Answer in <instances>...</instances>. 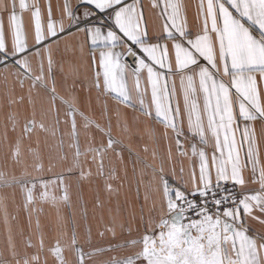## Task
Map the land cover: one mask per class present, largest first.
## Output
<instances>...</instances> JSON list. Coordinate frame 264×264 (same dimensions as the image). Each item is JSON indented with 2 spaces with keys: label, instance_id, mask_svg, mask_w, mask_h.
<instances>
[{
  "label": "snow or ice",
  "instance_id": "obj_1",
  "mask_svg": "<svg viewBox=\"0 0 264 264\" xmlns=\"http://www.w3.org/2000/svg\"><path fill=\"white\" fill-rule=\"evenodd\" d=\"M151 7L159 9V31L149 32L141 0H64L59 17L52 15L49 3L46 22L37 0H11L10 6L0 0V11L9 12L11 29L9 41L0 15V65L7 70L12 62L21 81L28 79L34 87H47L44 62L46 57L51 72L52 44L73 31L82 33L95 68L93 86L120 105L138 108L158 122L165 137L170 130L180 156L189 155L190 148L194 159L188 179L181 168L178 184H172L163 167L158 170L159 217L145 221L144 234L124 245L139 250L109 264H264V233L250 235L246 220L253 217L254 209L264 214V160L251 126L257 120L264 122V98L257 86V73L264 79V0H199V23L193 28L188 26L183 0H151ZM26 11L33 21L32 44L23 22ZM34 57L39 58V74L33 69ZM129 72L135 81L134 95L128 86ZM49 91L53 104L59 98L67 106L75 167L84 175L80 157L92 153L93 162L99 156L102 170L104 154L118 143L111 135L110 119L106 131L99 121L78 109L75 97H58L54 77ZM77 115L86 129L106 132L107 143L82 152ZM11 119L15 131V117ZM35 127L34 119L28 121L24 133ZM21 140L14 146L17 158ZM37 167L42 170L43 165ZM246 169L250 180L245 178ZM57 181L63 182V174L33 183L15 177L9 180L0 173V184L20 183L25 188L26 206L38 189H43L41 200L55 202L57 197L48 186ZM249 183L258 184V189H246ZM106 187L112 188L110 183ZM62 192L60 199L67 200L68 188ZM253 218L264 224L260 216ZM50 250L58 264H66L59 240ZM76 251L80 264H85L86 255L94 254L80 247ZM31 262L39 264V256H32ZM23 264H30L28 257Z\"/></svg>",
  "mask_w": 264,
  "mask_h": 264
},
{
  "label": "crops",
  "instance_id": "obj_2",
  "mask_svg": "<svg viewBox=\"0 0 264 264\" xmlns=\"http://www.w3.org/2000/svg\"><path fill=\"white\" fill-rule=\"evenodd\" d=\"M141 2L149 32L159 31V9L151 7V0ZM183 2L187 5L188 26L193 28L199 23L196 18L199 0ZM3 3L10 6L11 0H3ZM37 3L45 22L49 3L54 17H59L63 11L64 0H37ZM0 15L3 16L6 38L10 41L9 12L0 11ZM23 22L28 42L32 44L34 28L30 12L23 13ZM52 49L54 63L51 72H48L46 57L44 62L47 87L40 84L34 87L28 79L21 81L16 75V65L9 63L7 70L0 65V173L9 180L15 177L33 183H38L41 178L52 180L63 174L62 183L57 181L48 186V191L57 197L55 202L41 200L43 189H38L34 190L33 202L26 206V190L20 183L0 184V262L17 264L19 261L23 264L24 258L28 257L32 264V256L38 255L39 264H58L50 249L59 240L66 264H80L77 247L85 253H94L85 256V264H109L114 258L138 251V247H125V242L139 239L144 234V222L159 217L158 170L163 167L169 182L178 184L181 168L184 178L188 179L194 158L190 148L189 155H179L170 130L165 137L163 126L158 122L145 117L138 108L120 105L113 96L93 86L95 68L82 33L73 31L72 35L65 34L52 44ZM38 61V57L32 59L37 74ZM53 77L58 97H75L78 109L99 121L106 131L110 119L111 135L118 143L104 154L102 170L98 167L99 156L93 162L92 153L80 157L84 175H81L80 168L75 167L74 137L70 119L66 116L67 106L59 98L55 104L51 100L49 89ZM127 79L134 95L135 81L130 72ZM176 83L179 94L178 77ZM257 86L264 98V79L259 73ZM102 112L105 114L103 117ZM11 117H15V131H12ZM33 119L36 127L25 134V124ZM76 121L82 152H86L89 146L107 143L106 132L102 133L95 127L86 129L79 115ZM41 123L44 128L40 127ZM251 126L264 160V122L257 120ZM21 137L17 158L13 155L14 146ZM188 143L185 141L186 147ZM44 144H53L60 150L46 151ZM39 164L43 165L42 170L37 167ZM244 175L246 180L251 179L249 170L246 169ZM109 183L111 190L106 187ZM64 187L68 188L67 200L60 199ZM245 187L258 189L259 185L249 183ZM254 216L264 219V214L258 209L253 210ZM253 217H246L249 234L264 233V224ZM73 237L76 244H73ZM98 249L103 251H96Z\"/></svg>",
  "mask_w": 264,
  "mask_h": 264
},
{
  "label": "rangeland",
  "instance_id": "obj_3",
  "mask_svg": "<svg viewBox=\"0 0 264 264\" xmlns=\"http://www.w3.org/2000/svg\"><path fill=\"white\" fill-rule=\"evenodd\" d=\"M43 149L44 150H46V151H48V150H54V151H56V150H60L59 148H54V146H53V144H44L43 145Z\"/></svg>",
  "mask_w": 264,
  "mask_h": 264
},
{
  "label": "built area",
  "instance_id": "obj_4",
  "mask_svg": "<svg viewBox=\"0 0 264 264\" xmlns=\"http://www.w3.org/2000/svg\"><path fill=\"white\" fill-rule=\"evenodd\" d=\"M9 63L15 66V64H13L12 62H9Z\"/></svg>",
  "mask_w": 264,
  "mask_h": 264
},
{
  "label": "flooded vegetation",
  "instance_id": "obj_5",
  "mask_svg": "<svg viewBox=\"0 0 264 264\" xmlns=\"http://www.w3.org/2000/svg\"><path fill=\"white\" fill-rule=\"evenodd\" d=\"M0 264H1V262H0Z\"/></svg>",
  "mask_w": 264,
  "mask_h": 264
}]
</instances>
